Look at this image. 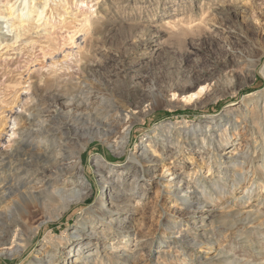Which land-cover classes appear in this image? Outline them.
<instances>
[{
  "label": "rangeland",
  "instance_id": "obj_1",
  "mask_svg": "<svg viewBox=\"0 0 264 264\" xmlns=\"http://www.w3.org/2000/svg\"><path fill=\"white\" fill-rule=\"evenodd\" d=\"M17 1L0 0V12ZM44 2L28 3L36 10ZM46 13L40 22L36 13L25 18L22 33L0 20V162L32 119L68 124L76 131L51 146L80 154L87 198L36 232L46 215L31 224L23 207L37 174L1 199L2 182L16 176L8 162L0 214L15 205L21 212L10 216L0 264H264V0H48ZM84 16L91 26L74 22ZM247 61L257 66L250 76ZM98 110L109 113L102 122ZM211 122L219 132L196 140L190 129ZM235 123L230 145L209 144ZM128 127L129 143L115 149ZM29 142L26 152L39 153L41 140ZM63 183L73 188L65 178L54 188ZM101 199L110 211L103 220L91 213ZM80 217L97 233L77 247Z\"/></svg>",
  "mask_w": 264,
  "mask_h": 264
},
{
  "label": "bare ground",
  "instance_id": "obj_2",
  "mask_svg": "<svg viewBox=\"0 0 264 264\" xmlns=\"http://www.w3.org/2000/svg\"><path fill=\"white\" fill-rule=\"evenodd\" d=\"M21 1H23V0H21ZM18 2H19V0L15 4L11 5L10 7L8 6L9 8L6 11L3 9L4 11L0 12V20H2L3 23L7 21V24H9L11 21H14L10 25L12 26L13 30L16 33L17 32L22 33L23 31H27V27H26L27 25H26L25 18H27L28 16H30L32 14L36 13V17L38 19L37 20L38 22L42 21L43 19H46L47 15H48L46 13L47 7H48V0H45V2L42 4V6L40 8H37L36 10L31 8V5H29V3H28L29 0L24 1L25 7H24V9L22 8L23 10H18V8H16V5L18 4ZM19 6H21V4ZM16 9L18 12H20V16H18V18H15V17L12 18L15 14ZM74 22H78L82 26H91L93 24V20H92L91 16H84L82 20H78V18L76 17L74 19ZM9 28H10V26H9ZM13 30L11 29V31H13ZM47 32H49V31H47ZM39 34H41V33H39ZM74 34H76V33H74ZM68 36H69V33H68ZM21 38H23V36ZM70 40H72V39H70ZM73 43H74V41H73ZM75 45H76V43H75ZM46 49H48V48H46ZM246 63L248 66V68H247L248 75L250 76L251 74H255L257 66L251 61H247ZM199 94L200 93H198V94L195 93L194 95L199 96ZM54 96H55V98H60V99L65 97V96H62L60 94H55ZM174 96H176V95H174ZM192 99H193V95H191L186 100L191 102ZM83 100H81L79 104H83L85 101V100L84 101ZM112 110L118 111L119 108L115 107L113 104ZM108 114L104 113V110H98L94 114V120H99L102 122V120H104L108 117ZM128 116L129 115L124 117L122 120L124 122H126ZM54 119L57 120V119H59V117L56 116V117H54ZM32 120H31V128L27 129L22 134L21 140H20L18 146L14 149L13 153L11 155L4 156V158H2V161L0 162L1 163L0 164L1 170H3L7 166L8 162L11 163V165L15 164V169H16V176H15L14 180L12 179L11 182L9 180L2 182L3 185H2L1 199L11 195L12 193L18 192L22 187H24L26 184V182H25L26 180L24 181V176H27L28 174H30L31 171H33L35 169V172H36L35 174H37L36 178H35V180H36L35 184L38 186V188H35L37 190H34V191L30 190L28 192V195H27L28 201L24 202L23 210H25V213H26L25 214L26 216H24V217H26L25 219H27V221L31 224H33L35 218L39 214H45L46 215V218L42 222H40L36 228V232H38L39 230H41L43 228V226L47 222H49L51 220V215L53 213L57 212L59 217H60L64 213V211L73 203H80V202L85 201V199L87 198L88 189L84 185V181L86 179V174L83 173V171H81V168H80V166H82L80 154L75 152V151H72L71 149H67L66 146H64V149H62V147L60 145H57V144H55L54 147L51 146V143L53 142V140L57 137V135L59 133H63V134L70 137L72 132H75L76 130L75 129H74L75 131L71 130L73 128L70 125L63 124V123L60 126L54 127V128L48 127L47 125H44V124H41L39 127H37V126H35V121L33 122ZM77 121H81V119L77 118ZM212 123L213 122H211L210 124L204 123V125L199 124L197 126H194L193 128L190 129L191 134L195 137L196 140L199 137V135H198L199 133H202V136H204V134H205V137L207 136V132H209V131L217 134L219 132V129H220V127L217 126L218 122H214L215 123L214 126L211 125ZM230 123H232V121L228 122V124H230ZM237 126H238L237 123L233 124L232 130H230L231 128L229 129L227 127L228 129L221 131L220 134L218 135V137L217 136L215 137V134H212L211 135L212 143H209V144L213 145L214 147L216 146L217 149H219L223 146L230 145L235 140V138H237V136H235V133L238 131ZM129 128L130 127H128V130H127L128 132L125 135H123V137L121 138L122 141L121 142H115V145L113 144V147L115 149H119V150L124 149L126 147V145L129 143V139L131 136ZM210 129H212V130H210ZM214 129H215V131H214ZM98 131H100V130L98 129ZM100 132H103V131H100ZM185 133H186V135H189L188 130ZM108 135H109V132H108ZM31 139H40L41 140V143H40L41 150L39 151V153L33 154L30 152H26L27 147H33L34 146L33 143L29 142ZM204 141H205V139H204ZM263 142H264V140H263ZM198 143H200V142H198ZM263 147H264V143H263ZM142 149H144L142 151L143 153L141 155L142 162L151 164L152 163L151 160L148 159V157H147L148 154H147V151L145 150L146 148H142ZM55 152H56V154H55ZM75 155H77V156L75 157ZM23 156L26 157V159H22ZM69 158H75V161L69 162L70 164H66V166H65V164L62 162L65 160L67 161V159H69ZM6 160H7V162H6ZM100 175H101V179H102L104 176L102 173H100ZM81 176L83 177L82 179H81ZM62 178L67 179L68 182H70V184L72 183L71 185H73V188L66 190L65 183L61 184V186H59L57 189L54 188V187L59 185ZM75 178L78 179V181L76 183L73 182V180ZM112 180L113 179H111V181H109L107 183L108 187L105 189V192H107V189L111 188V186H109V184H113V185L116 184V181L113 182ZM196 201L198 204V202L200 201V198L199 197L196 198ZM34 202H37L40 205V206H38L37 211H33ZM99 205H100L98 207L99 209H97V211H94L91 213L94 214L95 216H98L99 219L103 220L108 215L107 213H110V211L107 212V210L105 208L106 202L105 201L103 202L102 199L99 201ZM16 211L21 212V206L15 205L13 209H10L9 213L7 212V213L2 214V215L0 214V241H1V245H7L6 237L12 233V231L10 229L11 223H9L10 222V216L12 217V215ZM84 221H85L84 217L79 218L78 224H79L80 228L77 229V231L72 234V238H71V239H73L72 245L75 244L74 242H77V244H76L77 247H79L80 245L87 246V245H89V243L92 240L96 239L95 235L97 232L95 231V228L94 227L87 228L84 224ZM114 221H116V220L114 217H112L109 222L113 223ZM12 225L16 228H20V230L22 231L21 234L23 237V234H24L23 231L25 229V226L23 224H20V222H18V220H14ZM21 234L18 235L19 236L18 240H20ZM35 234H37V233H35ZM94 256H95L94 254H90L85 259H90L91 257H94Z\"/></svg>",
  "mask_w": 264,
  "mask_h": 264
}]
</instances>
